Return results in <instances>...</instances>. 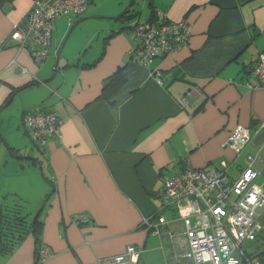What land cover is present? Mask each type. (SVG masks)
<instances>
[{"label": "crops", "instance_id": "crops-1", "mask_svg": "<svg viewBox=\"0 0 264 264\" xmlns=\"http://www.w3.org/2000/svg\"><path fill=\"white\" fill-rule=\"evenodd\" d=\"M31 3L0 0V116L11 110L20 140L26 111L43 107L62 121L59 137L44 146L8 147L17 154L10 191L30 202L38 196L37 206L48 196L39 215L50 253L37 264H112L128 245L142 250L128 264H153L143 257L152 251L163 264H191L181 258L186 242L173 211L154 233L163 182L186 166L225 160L231 180L244 167L226 138L236 125L254 128L264 119V86H247L255 85L250 69L264 52V0H89L71 24L70 15L53 23L40 64L11 39ZM155 9L185 19L191 36L144 66L131 53L132 27ZM116 72L121 83L105 98L103 85ZM244 152L255 155L264 187L262 139ZM80 214L87 221L75 223ZM0 257V264H34V237Z\"/></svg>", "mask_w": 264, "mask_h": 264}, {"label": "built area", "instance_id": "built-area-1", "mask_svg": "<svg viewBox=\"0 0 264 264\" xmlns=\"http://www.w3.org/2000/svg\"><path fill=\"white\" fill-rule=\"evenodd\" d=\"M89 0H32L23 19L14 25L11 39L19 49H27L36 64L50 54L52 26L62 15H82ZM135 46L131 53L144 65L157 57H166L186 45L191 36V26L185 19L173 20L160 10H154L148 19L137 21L132 27ZM150 74L158 82L161 78L157 69ZM250 74L255 85L264 86V52L259 53ZM32 79L35 77L32 75ZM190 105L187 98L182 99ZM62 124L53 110L37 107L22 115V125L35 145L44 146L49 139H57ZM264 143V119L256 127L236 125L226 138V145L238 157L243 155L244 167L237 177L229 179L228 163L220 160L215 165L200 168L186 166L179 173L164 179L160 194L161 204L154 232L167 223L165 211H173L175 219L183 226L186 247L181 258L191 264H241L246 257L245 243L255 240L263 224L260 215L264 210V187L256 182L259 176L255 168L256 157L244 152L254 140ZM261 148V147H260ZM85 215L74 218L75 223L86 222ZM144 222L149 225L148 219ZM142 250L133 245L125 247L120 254L110 257L112 264L136 263ZM40 260L50 253L46 245L38 248ZM250 264H258L250 259Z\"/></svg>", "mask_w": 264, "mask_h": 264}, {"label": "rangeland", "instance_id": "rangeland-1", "mask_svg": "<svg viewBox=\"0 0 264 264\" xmlns=\"http://www.w3.org/2000/svg\"><path fill=\"white\" fill-rule=\"evenodd\" d=\"M11 114V110L4 111L0 116V205H10L17 202H22V208L25 213L29 214L30 219L33 218L35 211L40 206L42 200L45 196L39 197L43 198L40 201V204L37 206L36 199L38 196H33L32 201L30 202L27 198L23 199L20 196L14 195L13 191H10L9 186L12 185L13 177V163L10 162L11 159H16L17 154H12L8 147H10L13 143L19 145L21 142L23 145H27L28 149L35 148L34 142L30 140L28 134L24 132V127L22 123L20 124L21 129L23 131V140L19 139L17 136V132L12 127V122L9 119V115ZM11 144V145H10ZM22 153H24L22 149ZM263 154V152L261 153ZM21 161V160H20ZM24 161V160H22ZM25 180V179H22ZM257 183L263 182V177L260 176L256 179ZM264 210L262 211V215H260V222L263 224L261 232L258 234L255 241L249 246L248 243H245L244 249L251 253H257L258 251L264 248ZM155 233V232H154ZM260 238V239H259ZM263 239V240H262ZM186 242V241H185ZM145 262H153V264H163L162 256L159 251H152L149 254L143 256ZM1 258V257H0ZM148 259V260H147ZM249 264V263H246Z\"/></svg>", "mask_w": 264, "mask_h": 264}, {"label": "trees", "instance_id": "trees-1", "mask_svg": "<svg viewBox=\"0 0 264 264\" xmlns=\"http://www.w3.org/2000/svg\"><path fill=\"white\" fill-rule=\"evenodd\" d=\"M149 4L150 6H152L151 3ZM153 11L154 10H152L151 15ZM65 15H68V14H65ZM79 16L80 15H77V16L70 15V18H69L70 21L68 19L69 23L71 24L74 18L79 17ZM117 74L118 72L114 73V75L110 76L105 81L103 88H102V95L105 98H109L110 94L120 85L121 79L118 80ZM199 109H201V106H197L196 110H199ZM38 147H41V146H38ZM9 150H11L10 152L12 154H16L15 153L16 151L15 150L12 151L13 150L12 148H9ZM21 205H22V202L21 203L17 202V203L5 205V206L0 205V255H3V256L10 255L25 240V238H27V236L31 235L34 237V257H35L34 259L36 260L37 250L41 244L40 242V232H41V226H42L41 217L40 215H38L34 223H32V219H30L31 217H29L28 213L24 212ZM245 252H246L245 254L247 257V261L244 259L243 263L249 262V260L253 258L257 259L258 264L264 263V248L258 251L257 253H251L248 251H245ZM39 260L40 259L38 258L37 262Z\"/></svg>", "mask_w": 264, "mask_h": 264}, {"label": "water", "instance_id": "water-1", "mask_svg": "<svg viewBox=\"0 0 264 264\" xmlns=\"http://www.w3.org/2000/svg\"><path fill=\"white\" fill-rule=\"evenodd\" d=\"M47 81H48V80L42 81V83H43V84H44V83H47ZM40 169H41V168H40ZM47 199H48V196H46V197L43 199V201L41 202L40 206H39L38 209L35 211L34 216H33V218H32V223H34L36 217H37V216L39 215V213L41 212V210H42V208H43L45 202L47 201ZM38 256H39V253H38V250H37L36 260L34 261V264H37Z\"/></svg>", "mask_w": 264, "mask_h": 264}]
</instances>
